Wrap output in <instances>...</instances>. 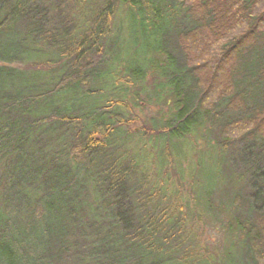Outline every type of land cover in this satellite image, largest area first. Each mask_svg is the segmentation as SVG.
Returning <instances> with one entry per match:
<instances>
[{"label": "trees", "instance_id": "trees-1", "mask_svg": "<svg viewBox=\"0 0 264 264\" xmlns=\"http://www.w3.org/2000/svg\"><path fill=\"white\" fill-rule=\"evenodd\" d=\"M102 1L88 31L70 43L64 42L72 36L66 31L46 52L38 44L51 37L44 28L51 0H0V159L6 161L0 264L192 259L186 218L168 215L155 202L143 152L123 144L129 135L117 136L106 106L82 107L104 91L95 83L108 75L118 47V36L107 43L114 13H129L132 31L138 23L144 31L152 26L149 42L137 45L124 65L134 84L151 73L149 62L161 60V87L149 97L167 110L151 123V138L185 137L207 118L217 125L224 148L242 140L264 150V0ZM51 53L63 59L52 85L17 83L24 70L14 63ZM72 93L78 94L75 113L66 103L38 116L57 97ZM79 120L86 123L77 127ZM62 124L74 136L60 152L46 151L66 136ZM233 194L237 228L245 234L243 262L264 264V179L253 196Z\"/></svg>", "mask_w": 264, "mask_h": 264}, {"label": "rangeland", "instance_id": "rangeland-1", "mask_svg": "<svg viewBox=\"0 0 264 264\" xmlns=\"http://www.w3.org/2000/svg\"><path fill=\"white\" fill-rule=\"evenodd\" d=\"M103 5L102 0H51L46 6L49 12L44 27L49 30L51 37L40 39L38 46L48 52L55 48V43L66 31L72 36L65 37L64 42L70 43L74 35L83 34L94 25ZM130 26L129 13L119 11L113 14L107 25V43L110 44L118 36V47L113 52L114 61L107 70L108 75L104 76L106 78L95 83L97 89L102 88L99 84L103 85L104 91L100 90L95 98H87L82 107L86 106L87 109L98 102L106 106V110L115 116L110 123L113 129H117V136L124 138L129 135L123 144L143 152L154 185L151 191L156 193L155 202L159 200L160 208L167 211L168 215L186 218L185 231L191 236L187 250L193 252L187 264H244L245 234L237 228V212L231 199L235 191L244 196H253L258 190L264 179V150L242 140L235 141L231 148H224L217 142L220 138L217 125L207 118L185 137L151 138V123L164 118L167 110L165 105L149 97L161 87V77L156 78L160 74L158 63L161 60L154 58L149 62L151 73L143 81L130 82L132 78L124 69L125 62L131 60L137 45L146 46L149 42L147 33L152 29L148 25L144 31L138 23L132 31ZM55 57L51 53L40 59L32 57L14 63V66L24 70L17 83L28 88L39 83L52 85L53 76L63 61ZM143 86H146L147 91L143 90ZM77 100V93L59 96L47 112L38 116L66 103L73 111L78 106ZM46 109L41 107L40 111ZM83 123L86 121L79 120L77 127ZM66 128L67 125H60L61 132L67 133L66 136L63 135L59 145L48 147L46 151L60 152L63 144L72 139L74 134ZM15 158L16 154L12 155V160ZM62 161H68V158L64 156ZM5 162L0 159V194ZM88 195L91 199L90 186ZM256 204L261 205V196ZM177 259L164 264H179Z\"/></svg>", "mask_w": 264, "mask_h": 264}]
</instances>
